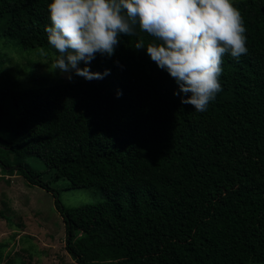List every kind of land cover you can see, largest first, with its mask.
Segmentation results:
<instances>
[{
    "label": "trees",
    "instance_id": "trees-1",
    "mask_svg": "<svg viewBox=\"0 0 264 264\" xmlns=\"http://www.w3.org/2000/svg\"><path fill=\"white\" fill-rule=\"evenodd\" d=\"M48 3L0 0V36L50 48ZM234 3L248 53L224 56L206 112L181 104L175 81L123 34L114 55L87 65L107 69L102 79L0 87V172L52 194L73 264L264 263V190H237L242 162L264 164V0ZM59 180L104 201L67 208L50 186Z\"/></svg>",
    "mask_w": 264,
    "mask_h": 264
},
{
    "label": "clouds",
    "instance_id": "clouds-1",
    "mask_svg": "<svg viewBox=\"0 0 264 264\" xmlns=\"http://www.w3.org/2000/svg\"><path fill=\"white\" fill-rule=\"evenodd\" d=\"M47 11L53 68L67 79L73 73L102 79L107 69L92 72L87 65L97 54L114 55L121 34L135 37L133 48L144 49L175 81L180 103L197 112H206L221 91L224 56L239 60L248 53L234 0H49Z\"/></svg>",
    "mask_w": 264,
    "mask_h": 264
},
{
    "label": "rangeland",
    "instance_id": "rangeland-1",
    "mask_svg": "<svg viewBox=\"0 0 264 264\" xmlns=\"http://www.w3.org/2000/svg\"><path fill=\"white\" fill-rule=\"evenodd\" d=\"M1 25L0 20V28ZM54 57L55 51L51 47L21 49L0 36V87L10 81H16L22 89H29L40 79L46 84L59 79L64 82L84 79L73 73L69 80L54 70ZM84 66L80 64V67ZM242 163L237 190L245 196L258 194L264 190V164L260 160L252 161L250 165ZM27 164L42 173V181H49V177L43 174L42 162L28 160ZM50 186L59 193L61 203L67 208L97 205L104 201L101 192L95 189L68 190L66 180ZM0 244L6 246L0 264H73L64 249V224L52 194L29 186L16 172H0Z\"/></svg>",
    "mask_w": 264,
    "mask_h": 264
}]
</instances>
